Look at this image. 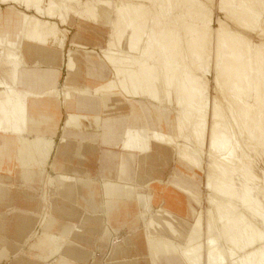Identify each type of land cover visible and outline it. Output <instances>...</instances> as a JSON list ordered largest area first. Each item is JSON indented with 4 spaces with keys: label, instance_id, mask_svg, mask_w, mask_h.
I'll use <instances>...</instances> for the list:
<instances>
[{
    "label": "bare ground",
    "instance_id": "bare-ground-1",
    "mask_svg": "<svg viewBox=\"0 0 264 264\" xmlns=\"http://www.w3.org/2000/svg\"><path fill=\"white\" fill-rule=\"evenodd\" d=\"M94 247L264 264V0H0V263Z\"/></svg>",
    "mask_w": 264,
    "mask_h": 264
},
{
    "label": "rangeland",
    "instance_id": "rangeland-1",
    "mask_svg": "<svg viewBox=\"0 0 264 264\" xmlns=\"http://www.w3.org/2000/svg\"><path fill=\"white\" fill-rule=\"evenodd\" d=\"M210 1V0H209ZM216 10V9H215ZM73 16V15H72ZM82 22V23H81ZM89 23V24H88ZM92 23V24H91ZM86 24V25H85ZM80 25H81V27H82V29H80L79 31H78V33H80L81 35H78V34H75L76 32H77V30L80 28H78V26H76V25H70V26H72V28L73 29H71L70 30V32L68 33L69 35H70V37H71V39L72 38H75V40H78L79 39V41H85L86 42V40H85V35H88V33H89V31H87L88 29H85L84 28V26H90V25H93V22H91V21H89V20H80ZM74 26V27H73ZM75 30V31H74ZM92 32H93V29H92ZM74 34L75 35H77V36H75L74 37ZM84 34V35H83ZM78 38V39H77ZM74 49L75 50H81V48H79V47H74ZM80 52V51H79ZM79 52H78V54H79ZM77 95L79 96L78 98H81L84 94H81V93H77ZM85 142H87V141H85ZM196 173H198L199 175H202V178L201 177H199L198 176V178L196 177L195 178V180L197 181V183H199L200 184V188H201V191L200 192H203L204 191V188H203V180H204V174L202 173V172H200L199 170H196ZM15 185V184H14ZM15 187V186H14ZM12 212V210H7L6 211V213H11ZM177 214H179V213H177ZM178 224V223H177ZM179 229H181L182 227L178 224V226H177ZM182 233V232H181ZM181 233H179V235L181 234ZM119 239H114V241H118ZM99 251H97L96 252V254L98 253ZM27 254V253H26ZM20 255V256H19ZM97 255H100V252L97 254ZM16 256V257H15ZM15 256H13V257H11V259H8V260H2L1 261V263L0 264H11L12 262H16V260H17V258H20V257H25L26 258V255H25V252L22 254V252H21V254H17V255H15ZM104 256V255H103ZM105 260L107 261L108 259L107 258H105ZM112 262V260H109L108 262ZM92 263H93V259H92V261H91Z\"/></svg>",
    "mask_w": 264,
    "mask_h": 264
},
{
    "label": "crops",
    "instance_id": "crops-1",
    "mask_svg": "<svg viewBox=\"0 0 264 264\" xmlns=\"http://www.w3.org/2000/svg\"><path fill=\"white\" fill-rule=\"evenodd\" d=\"M66 75V72H65V70L63 69L62 70V73H61V77H60V81H62L63 80V78H64V76ZM100 245V243L98 244V246ZM94 250L96 251V250H98L99 252H100V255H97L96 254V252H95V256L93 257V264H95L98 260H100V262H102V260L103 259H105V258H107L108 259V261L109 260H111V259H114V261H115V258H114V255L113 256H111V258L107 255V256H103V255H105V253H103V252H101L100 251V249L98 248V247H94ZM103 257H105V258H103ZM96 258V259H95ZM122 260V259H121ZM123 261V260H122ZM106 263V262H105ZM98 264H100V263H98ZM159 264H162V263H159Z\"/></svg>",
    "mask_w": 264,
    "mask_h": 264
}]
</instances>
